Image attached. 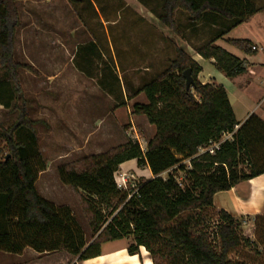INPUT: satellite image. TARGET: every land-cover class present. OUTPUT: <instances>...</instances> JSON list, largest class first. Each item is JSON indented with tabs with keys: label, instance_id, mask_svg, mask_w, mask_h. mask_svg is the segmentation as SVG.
<instances>
[{
	"label": "trees",
	"instance_id": "1",
	"mask_svg": "<svg viewBox=\"0 0 264 264\" xmlns=\"http://www.w3.org/2000/svg\"><path fill=\"white\" fill-rule=\"evenodd\" d=\"M17 1L0 0V68L4 72L0 108L18 112L14 121L0 127V251L21 254L31 247L42 254L67 252L83 261L99 256L103 243L133 236L129 253L136 254L143 246L153 264H252L240 258L246 246L256 245L244 235V219L217 209L213 196L264 173V120L251 114L240 123L225 87L201 82L202 67L182 46H176L175 57L162 73L139 88L118 82L123 98L117 106L141 92L147 96L148 103L134 105V112L146 115L156 128L145 150L129 139L105 153L57 169L60 181L79 191L93 240L87 241L70 206L58 205L39 192L36 183L47 161L40 149L37 121L23 98L19 68L25 65L15 59L16 30L21 22ZM256 2L163 0L159 19L176 35L182 33L176 16L180 11L188 15V28L220 26L216 35L195 49L204 58L214 59L216 68L233 79L246 71L245 61L215 42L263 12L264 4ZM229 42L245 53H255L248 40ZM187 69L195 81L190 89L184 77ZM235 125L239 128L233 140L225 141L215 154L195 157L200 146L220 139ZM189 158L191 168L183 163ZM132 159L154 175L136 183L135 192L120 189L115 179L121 164ZM242 165L248 166L247 171ZM212 213L217 217L215 233L207 226ZM253 218L257 239L264 244V215ZM255 253L260 256L259 251Z\"/></svg>",
	"mask_w": 264,
	"mask_h": 264
},
{
	"label": "rangeland",
	"instance_id": "2",
	"mask_svg": "<svg viewBox=\"0 0 264 264\" xmlns=\"http://www.w3.org/2000/svg\"><path fill=\"white\" fill-rule=\"evenodd\" d=\"M92 1H17L21 22L15 41V59L25 65L19 68L23 98L31 117L37 121L39 145L47 161L37 188L45 198L71 207L88 242L94 236L79 191L60 181L58 167L85 156L105 153L129 139L138 141L146 149L147 139L152 136L150 130L141 121L124 122L115 115L117 104L123 98L118 82L139 88L166 69L168 61L176 55L177 45L189 54L194 53L196 46L216 35L220 27L197 24L195 30L188 28V15L180 11L176 16L182 33L176 35L159 19L163 0ZM256 3L262 6L264 1ZM262 19L264 21V16ZM242 31L243 25L229 36H238ZM216 44L234 49L223 39ZM214 71V65L208 62L203 78L211 81L209 73ZM3 75L0 68V77ZM221 75L222 78L217 77L219 83L223 82V73ZM227 79L237 117L242 119L250 110L261 117L264 65H255L250 73ZM17 115V110L1 107L0 127L14 121ZM139 116L147 119L146 115ZM241 167L248 169L246 165ZM122 173H126L129 188L145 179L120 167L117 175ZM105 215L110 220L109 211L105 210ZM211 216L207 226L209 232L215 233L217 217L213 213ZM241 217L244 235L256 241V245L246 246L240 258L252 264H264V244L257 239L255 220L249 215ZM122 241L131 245L134 238L128 236ZM116 244L118 242L109 241L101 248ZM255 251H259L260 256ZM62 255L67 258L66 264L75 260V256L67 252Z\"/></svg>",
	"mask_w": 264,
	"mask_h": 264
},
{
	"label": "crops",
	"instance_id": "3",
	"mask_svg": "<svg viewBox=\"0 0 264 264\" xmlns=\"http://www.w3.org/2000/svg\"><path fill=\"white\" fill-rule=\"evenodd\" d=\"M262 16H264V11L255 14L249 20L233 28L231 31H229L222 38H219L215 42L216 44L220 39H223L225 43L235 49L234 50L232 48L223 46L224 49L245 61L246 71L244 72V74L250 73V71L255 68V65H264V21L262 19ZM241 25L244 26V31L240 32V35L238 36L230 37L229 35L235 32V30H237V28H239V26ZM232 39L248 40L252 43L253 46L257 47V50H255V53L253 54L245 53L243 50L229 42ZM190 55L202 67V71L198 75L199 80L203 83L212 82L214 84L223 85L227 90L230 98L229 90L226 86L228 85L227 82L229 81L227 80L229 79L227 78L229 77H227L223 72L216 68L215 60L204 58L196 50L194 51V53H190ZM208 62L213 64L215 67V71L209 73L211 74V81H208L203 78L205 66ZM221 73H223V82L219 83L217 82V77H221ZM136 103H148L147 96L144 92L137 94L130 100L126 99L125 104L119 106L115 110V115H117V117L119 116L124 122L125 120H129L132 123H134V121L137 123L138 121H141L143 123V126L150 130L152 135L147 139L148 144L150 139L155 136L156 129L155 126L149 122L148 118L144 120L142 119V117L139 116L143 114H136L134 112V105ZM233 110L235 112L237 120L240 123L244 122L251 114H256L255 112H253V110H250L247 112V114H245L242 119H239L237 117V113L234 109V106ZM261 118L264 120V112L262 113ZM134 126L135 129L136 125ZM141 147H143L142 144ZM120 167L124 171H133L137 174V176L144 177L145 179H150L154 177L149 167H139L135 159L124 162L123 164H121ZM213 203L217 209H223L236 217L248 215H264V173L254 178H251L247 182L242 183L239 186H235L229 190L216 192L213 196ZM113 241L118 242V244L108 249H103L102 247V252L99 256L83 261L74 260L71 264H153L151 255L145 247L141 246L138 253L130 254L128 251V242L122 243V239ZM62 254L63 251H58L51 253V255L43 256L44 254L37 252L31 247L25 248L21 254L0 251V264H66L67 258L64 257Z\"/></svg>",
	"mask_w": 264,
	"mask_h": 264
},
{
	"label": "built area",
	"instance_id": "4",
	"mask_svg": "<svg viewBox=\"0 0 264 264\" xmlns=\"http://www.w3.org/2000/svg\"><path fill=\"white\" fill-rule=\"evenodd\" d=\"M253 49L254 50H257V47L256 46H253ZM238 128H239V125H235L233 131L223 133L220 139H218V140H210L207 144H205L203 146H200L199 149H198V153L195 155V157L196 156H199V155H202L204 153L215 154L220 149L221 145L225 141H227V140H230V141L233 140L234 134H235V132L237 131ZM143 150H145V149H143ZM190 160H191V158L186 159V160L183 161V163H186V161H188V164L187 165H188L189 168H191V166H190ZM117 172L115 173V179H116L117 185H118V187L120 189L125 190V191H130L131 189H134L133 192L137 191V185H136V183H134L132 185V188H129L128 187V184H127V182H128L127 180L128 179L126 178V173H122L121 176H118L117 175ZM178 180H179V182H181L182 181V177H179ZM131 195H129V197Z\"/></svg>",
	"mask_w": 264,
	"mask_h": 264
},
{
	"label": "water",
	"instance_id": "5",
	"mask_svg": "<svg viewBox=\"0 0 264 264\" xmlns=\"http://www.w3.org/2000/svg\"><path fill=\"white\" fill-rule=\"evenodd\" d=\"M184 77L186 78V88L190 89L195 84L194 78H193V76L191 74V69H187L184 72ZM9 156L10 155H7V157H9ZM245 182H247V181L241 182V183H239L236 186H239V185H241L242 183H245Z\"/></svg>",
	"mask_w": 264,
	"mask_h": 264
}]
</instances>
